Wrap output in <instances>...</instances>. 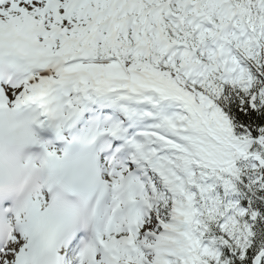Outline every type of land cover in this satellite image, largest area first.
<instances>
[{
    "label": "snow or ice",
    "instance_id": "6c2138e0",
    "mask_svg": "<svg viewBox=\"0 0 264 264\" xmlns=\"http://www.w3.org/2000/svg\"><path fill=\"white\" fill-rule=\"evenodd\" d=\"M0 264H264V0H0Z\"/></svg>",
    "mask_w": 264,
    "mask_h": 264
}]
</instances>
